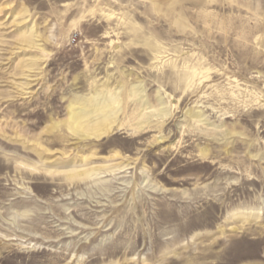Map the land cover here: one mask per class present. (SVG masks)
Wrapping results in <instances>:
<instances>
[{
  "label": "rangeland",
  "instance_id": "1",
  "mask_svg": "<svg viewBox=\"0 0 264 264\" xmlns=\"http://www.w3.org/2000/svg\"><path fill=\"white\" fill-rule=\"evenodd\" d=\"M0 264H264V0H0Z\"/></svg>",
  "mask_w": 264,
  "mask_h": 264
},
{
  "label": "bare ground",
  "instance_id": "2",
  "mask_svg": "<svg viewBox=\"0 0 264 264\" xmlns=\"http://www.w3.org/2000/svg\"><path fill=\"white\" fill-rule=\"evenodd\" d=\"M104 101L105 99L102 102L93 103L89 99L80 98V100L77 101L79 103L78 107H74L76 104H70L68 108L69 130L76 135L86 137L95 135L97 137L106 136L111 133L113 125L108 122V113L113 111V108L111 104L105 103ZM74 109H78V111L73 112ZM145 115H147V113ZM88 130H97V132L88 133ZM163 139V137L159 136L155 139V142L159 144L162 142ZM45 172L54 174L56 173V170L48 169L45 170ZM70 176L71 178L82 180L88 175L78 172L76 174H70ZM239 216L243 221L249 220V216L245 213H241Z\"/></svg>",
  "mask_w": 264,
  "mask_h": 264
}]
</instances>
